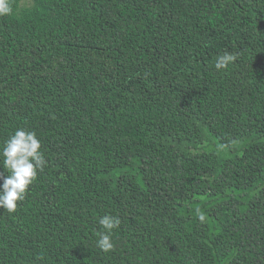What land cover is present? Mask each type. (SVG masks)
Listing matches in <instances>:
<instances>
[{"label":"trees","instance_id":"trees-1","mask_svg":"<svg viewBox=\"0 0 264 264\" xmlns=\"http://www.w3.org/2000/svg\"><path fill=\"white\" fill-rule=\"evenodd\" d=\"M7 3L0 146L34 131L47 164L0 264H264V0Z\"/></svg>","mask_w":264,"mask_h":264},{"label":"clouds","instance_id":"clouds-1","mask_svg":"<svg viewBox=\"0 0 264 264\" xmlns=\"http://www.w3.org/2000/svg\"><path fill=\"white\" fill-rule=\"evenodd\" d=\"M11 8L7 0H0V16L8 15ZM234 53L225 52L217 58L215 68L219 71L227 69L228 65L236 60ZM41 141L34 131L18 128L0 146V169H6L9 174L0 175V209L13 213L17 209V202H22L27 195L29 186L37 179L47 164L44 153L41 151ZM2 172V171H0ZM198 218L203 221L204 214L196 209ZM99 224L104 229L99 233L97 246L104 252L114 248L112 233L119 228L118 216L106 214L99 218Z\"/></svg>","mask_w":264,"mask_h":264}]
</instances>
